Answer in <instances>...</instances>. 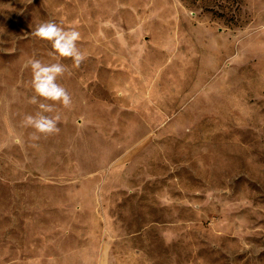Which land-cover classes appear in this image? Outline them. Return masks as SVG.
Masks as SVG:
<instances>
[{
    "label": "rangeland",
    "instance_id": "374dc122",
    "mask_svg": "<svg viewBox=\"0 0 264 264\" xmlns=\"http://www.w3.org/2000/svg\"><path fill=\"white\" fill-rule=\"evenodd\" d=\"M34 59L72 99L36 141ZM101 259L264 264V0H0V264Z\"/></svg>",
    "mask_w": 264,
    "mask_h": 264
},
{
    "label": "clouds",
    "instance_id": "9594fccd",
    "mask_svg": "<svg viewBox=\"0 0 264 264\" xmlns=\"http://www.w3.org/2000/svg\"><path fill=\"white\" fill-rule=\"evenodd\" d=\"M33 35L51 43L54 51L50 52L49 55L54 56L58 54L59 57L70 58L77 68L87 58L77 46V41L80 40L81 35L75 29L65 30V28L59 26L57 23L47 21L38 25ZM30 66L32 70L31 83L35 95L30 98L29 102L31 104H38L41 111L37 112L35 116L31 114L26 115L23 124L26 127L35 129L30 138L36 141L40 139V136L36 135V133L45 135L58 133L60 131L58 123L61 120L60 115H45L44 113H52L55 110L54 105L40 103L38 98H42L45 101L59 102L65 108L71 107L72 99L66 88L57 83L58 77L62 76L66 71L62 63L45 64L39 59H34L30 62ZM21 142L17 138L16 143L19 144ZM99 264H105V261L101 259Z\"/></svg>",
    "mask_w": 264,
    "mask_h": 264
}]
</instances>
